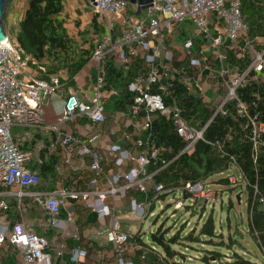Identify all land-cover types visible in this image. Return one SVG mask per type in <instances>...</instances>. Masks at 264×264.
Listing matches in <instances>:
<instances>
[{
  "label": "built area",
  "instance_id": "2783aa9c",
  "mask_svg": "<svg viewBox=\"0 0 264 264\" xmlns=\"http://www.w3.org/2000/svg\"><path fill=\"white\" fill-rule=\"evenodd\" d=\"M95 1L97 5L91 4L94 14L112 16L113 18L123 15L129 6V2L126 0ZM132 8L133 11L141 14V18L135 22H130L125 18L122 32L114 42L110 43L108 52H105L100 46H97L93 51L91 57L97 66L93 94L86 102H82L72 95L66 98L56 122L62 123L78 115L86 117L92 124L103 123L105 121L103 99L118 94L115 89L105 87L106 56L116 59L124 67H127L137 56V51H141L143 68L139 71L136 79L127 85V90L134 94L129 112L137 115L142 109L145 112L144 126L146 128L149 125L151 113L158 111L167 116L171 115L176 133L186 142L183 151L190 152L194 143L202 139V130L190 127L180 117V111L176 106L165 107L162 96L159 93L151 92L155 85L158 86V89L164 90L168 79V69L157 64L160 52L157 43L162 41L166 34L172 33L176 26L188 24L194 28L195 34L209 40L213 47L223 48L219 53L222 62L228 60L229 53H232L235 59L247 60L248 65L242 71L236 65H231L234 69L233 74L221 69L220 76L226 80H223V85L227 91L224 96L220 97V101L214 108V113L225 114L226 103L234 102L236 115L248 119L251 127L250 137L256 145L260 135L264 133V123L249 117L247 105L236 97L235 91L238 87H243L249 82L264 81V35L248 36V27L240 11V0H151L144 7L132 4ZM192 38H188L182 43V49L185 52L191 49ZM259 42H263V46L257 50L256 45ZM21 56L23 55L15 41L6 35L0 42V186L30 188L39 182L37 173L28 167L32 160V153L21 149L19 139L12 134L11 128H21V136L25 138L29 136V129L42 127L43 103L51 94L56 93L59 79L58 76L50 77L48 81L19 79L18 76L24 65ZM200 63V60L190 59L192 66H199ZM179 83L181 82L179 81ZM104 89L105 92H103ZM50 129L55 130L56 126H51ZM98 136L97 133L88 138L87 144L80 143L69 134L60 135L63 145L75 149L79 155L90 157L89 167L94 173V177L89 180V185L92 188L96 187V179L101 173L100 158L90 148ZM143 143L142 140L136 141V145L142 150L137 157L118 144L110 146V152L115 153V166L120 167L124 160L136 163V166L125 173L123 178L127 186H133L140 192H145V181L150 180L152 176L146 173L149 158L155 157V151L144 148ZM226 178L231 186L242 183V177L239 181L234 174H229ZM118 180L119 176H113L111 183L115 184ZM205 182L188 181L169 190H164L161 184H155L154 191L157 195L153 200L143 202L132 200L130 202L131 211L137 218L143 219L147 216L151 202H156L158 196L164 192H169V194L174 192L175 198L177 192H180L183 198L190 200L193 209L196 208V203L199 208H206L207 205L211 207L217 201L218 192L206 187ZM120 189L112 188L105 192L96 189V196L92 201L88 200L91 192L85 191L79 194H69V196L73 199L80 198L87 201L85 207L95 212L98 217H102L110 214L108 206L104 204L107 193L114 194ZM123 192L121 189L122 195ZM61 197H67L66 190L62 189L57 193L48 194L44 201L47 224L51 227L62 226L59 217ZM3 206L5 205L0 203V207ZM117 225V220H113L111 226L104 228L102 233L106 240L113 244L118 264H133L126 262L123 258L131 235L119 231ZM5 243L13 245L19 251L23 264H52V256L48 252V241L24 228L19 222L13 223L10 227L0 225V247ZM135 247L133 246V248ZM55 254L60 256L62 251L57 250ZM84 255L83 250L74 249L72 252L73 261L77 264Z\"/></svg>",
  "mask_w": 264,
  "mask_h": 264
},
{
  "label": "crops",
  "instance_id": "0c3cea01",
  "mask_svg": "<svg viewBox=\"0 0 264 264\" xmlns=\"http://www.w3.org/2000/svg\"><path fill=\"white\" fill-rule=\"evenodd\" d=\"M26 7L27 0H8L7 2L3 27L5 33L13 41H15L18 24ZM123 15L116 18L97 15L93 13L89 0H63V10L59 18L63 20L68 35L78 41L77 44H80V37L83 38H81L82 40H86V44L82 43L79 46L82 49L91 48L93 54L97 46L108 52L110 43L114 42L122 32L125 18L130 22L141 18L140 13L133 11L131 4L123 12ZM188 38L193 40L192 47L188 52H185L182 49V43ZM157 46L160 50L157 64L168 69L166 82L169 80L180 81L189 92L200 96L209 108H215L220 97L224 96L227 91L223 85L225 79L220 76L221 69L223 68L231 74L234 72L227 59L222 62L219 58V53L223 48L213 47L209 40L195 34L194 28L188 24L176 26L172 33L166 34L164 39L157 43ZM262 46L263 42H259L256 49H261ZM137 52L134 59L141 61L143 68L142 52ZM106 57L104 67L107 60H113L115 64L120 63L114 58ZM21 58L24 60V65L18 76L19 79L48 81L50 77L58 76L59 87L56 93L51 94L43 103L41 128L29 129V136L25 138L21 136V128H11L12 134L14 133L13 135L19 139L21 149L32 153V162L28 167L38 174L39 182L30 188L0 186V203L5 205L0 207V225L10 227L13 223L19 222L24 228L45 238L49 243L48 252L52 256V264H76L72 257L74 249L85 252L84 257L80 258L81 260L77 264H118L113 244L106 240L102 230L110 227L113 220H117V227L119 226L117 214H129L132 218L127 221L140 223V220H144L146 216L143 219L137 218L131 211L130 202L132 200L137 202L152 201L153 199L140 198V191L133 186H127L123 175L135 167L136 163L124 160L120 167L115 166V153L110 152V146L118 144L137 157L142 150L136 145V141L142 140L141 136L146 129L144 126L145 117L140 112L135 115L129 110L121 111L109 106L112 99L120 93L115 89L118 94L102 101L105 113L103 123L92 124L86 117L78 115L62 123H57L56 119L66 98L72 95L80 101L86 102L93 94L97 73L95 61L90 57L70 79L65 69H57L46 60L38 62L28 55L21 56ZM190 59L200 60L201 63L199 66H192ZM51 126H56V129L51 130ZM65 133L80 143L87 144L88 138L98 133L99 136L90 145L91 150L100 158L101 173L96 179V187L92 188L89 185V180L94 177V173L89 167L90 157L79 155L75 149L63 145L60 135ZM113 176H119V180L115 184L111 183ZM145 186L148 190L154 189V184L150 180L145 181ZM112 188H121L124 192L122 195L120 189L114 194L107 193L104 204L109 208L108 216L98 217L95 212L85 207L87 201L80 198L73 199L69 196V194H79L85 191L91 192L88 200L92 201L96 196V189L105 192ZM62 189L67 192V197H61L59 217L62 226L51 227L47 224L44 201L48 194L57 193ZM168 197L172 201L179 202L177 198ZM159 200L163 199L158 196L155 203ZM124 221L126 222V220ZM119 231L128 233L131 237L138 236L149 244L151 249H155L150 240H147L151 233L146 234L145 238L140 225L132 233L122 229ZM133 246L136 247L133 248ZM139 247L141 246L130 240L123 256L124 260L137 264L132 257L136 251L141 250ZM57 250L62 251L60 256H56ZM0 264H23V260L13 245L5 243L0 247Z\"/></svg>",
  "mask_w": 264,
  "mask_h": 264
},
{
  "label": "trees",
  "instance_id": "16d2710c",
  "mask_svg": "<svg viewBox=\"0 0 264 264\" xmlns=\"http://www.w3.org/2000/svg\"><path fill=\"white\" fill-rule=\"evenodd\" d=\"M63 10V0H27L24 15L18 24L15 43L22 55H28L36 61L46 60L57 69H65L71 79L92 56L91 48L82 49V43L87 41L80 37L77 44L69 36L59 18ZM240 11L248 27V36L264 35V0H240ZM82 38V39H81ZM80 45V46H79ZM228 63L244 70L246 59H235L228 54ZM142 69L141 61L134 59L127 67L113 60H107L104 82L106 88L119 90L118 96L112 99L109 106L116 110H129L134 94L127 90L128 83L134 81ZM152 93L162 96L167 108L176 106L180 117L193 129L202 130V139L197 140L190 152L183 151L186 142L176 133L171 115L158 111L151 113L148 127L141 138L144 148L155 151V157L149 158L146 173L151 174L152 184H161L164 190L175 189L185 182L207 181L214 175L223 174L235 167L242 177V183L231 186L226 177H220L214 182L230 187L237 193L243 188L246 194L247 226L249 232L262 250L264 264V133L254 145L250 137V124L247 118L236 115L234 102L228 101L226 113H214L200 96L188 91L187 87L169 80L165 89L153 86ZM236 97L245 103L249 117L264 123V81L249 82L235 91ZM140 114L145 115L141 109ZM38 175V174H37ZM39 177V176H38ZM157 195L154 189H146L140 193V198L152 200ZM204 209L201 207L200 211ZM167 232L158 228L149 234L150 243L132 236L131 241L141 246L132 259L137 264H213L210 260H219V252L212 256H204L199 263L189 262L184 256L171 248L178 239L176 235L166 237ZM193 232L185 236L190 242H199L200 237L209 239L215 234V220L208 214L202 223L198 236ZM219 237L220 234H218ZM234 241V242H233ZM236 239L231 240V245ZM126 252V251H125ZM125 252L123 256L125 255ZM220 264V263H217ZM240 264H251L243 261Z\"/></svg>",
  "mask_w": 264,
  "mask_h": 264
},
{
  "label": "rangeland",
  "instance_id": "374dc122",
  "mask_svg": "<svg viewBox=\"0 0 264 264\" xmlns=\"http://www.w3.org/2000/svg\"><path fill=\"white\" fill-rule=\"evenodd\" d=\"M8 2V1H7ZM5 13L3 17V25H5ZM13 132V131H12ZM14 134V133H13ZM32 161H30L31 164ZM234 174L238 180H241L240 172L233 166L223 174L210 177L205 186L218 191L217 201L211 207L208 205L199 208L196 203V209L186 210L184 207L191 205L188 198H183L180 192H177L176 198L182 206L175 209L178 204L172 201L170 197L159 200L151 215L146 216L144 220H131L129 214H117L119 220V230H125L132 233L134 229L141 227V232L146 238V234L154 233L161 228L167 233L165 236H177V243L171 245V248L184 256L189 262H199L204 256H212L210 253L219 252L220 259L212 262L213 264H240L243 261H249L251 264H263V254L255 236L252 235L247 226L248 214L246 213V194L243 188H238L237 193L231 192L230 187L216 185L214 182L220 177H227ZM239 196V200L236 199ZM264 209V204L262 206ZM208 214H212L215 220V236L212 239L200 237L199 242H190L185 236L193 232L192 236H198L199 229ZM125 215V216H124ZM126 220V222L124 221ZM220 234L221 237L218 236ZM236 239L235 244L231 245V240ZM234 242V241H233Z\"/></svg>",
  "mask_w": 264,
  "mask_h": 264
},
{
  "label": "water",
  "instance_id": "95a60500",
  "mask_svg": "<svg viewBox=\"0 0 264 264\" xmlns=\"http://www.w3.org/2000/svg\"><path fill=\"white\" fill-rule=\"evenodd\" d=\"M7 1L8 0H0V42L2 40H4V38L6 37V33L4 31V27H3V17H4V13H5V7H6V4H7ZM129 2V4H137V5H141V6H146L149 4V2L151 0H126ZM89 2L92 4V5H97L96 1L95 0H89ZM168 196H171L172 198H175V193L172 192L171 194H169V192H164L162 194L159 195V198L160 199H164ZM236 199L239 200V196L236 195ZM182 205L179 203L175 206V209L176 208H179L181 207ZM154 207H155V202H152L151 205L149 206L148 208V212H147V216H149V214L154 210ZM184 209L186 210H193V206L190 205L188 207H184ZM147 240L149 241L150 240V237L148 235L147 237Z\"/></svg>",
  "mask_w": 264,
  "mask_h": 264
},
{
  "label": "clouds",
  "instance_id": "9594fccd",
  "mask_svg": "<svg viewBox=\"0 0 264 264\" xmlns=\"http://www.w3.org/2000/svg\"><path fill=\"white\" fill-rule=\"evenodd\" d=\"M7 35V34H6Z\"/></svg>",
  "mask_w": 264,
  "mask_h": 264
}]
</instances>
